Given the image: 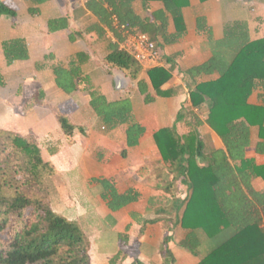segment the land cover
<instances>
[{"label": "crops", "instance_id": "0c3cea01", "mask_svg": "<svg viewBox=\"0 0 264 264\" xmlns=\"http://www.w3.org/2000/svg\"><path fill=\"white\" fill-rule=\"evenodd\" d=\"M88 1L0 0V5L14 12L13 16L0 14V132L32 138L46 151L47 162L54 166L56 174L63 172L67 176L68 186L73 183L70 177L77 174L83 177L82 184L106 178L113 181L120 193L136 191L138 200L118 211H110L98 191L105 208L103 217L116 225L117 215L127 210L132 223L158 225L162 236L154 255L156 263H163L161 242L168 225L175 221L170 207L176 198L184 197L187 186L176 183L170 190L165 188L168 172H174L177 164L162 159L153 135L161 128L175 125L183 137L196 128L197 139L203 145L202 153L193 156L199 167L208 165L211 153L224 149L222 139L206 122L207 102L196 107L190 99L196 84L216 80L219 74L191 77L187 71L208 63L216 55L229 62L235 52L228 33L244 35L248 41L264 38V0H132L133 12L150 30L132 29L146 33L156 43L162 55L158 67L170 73V78L160 86L165 92L162 95L156 94L152 87L147 75L150 68L136 63L140 73L132 80L128 71L105 62L114 49L122 50L124 34L115 28L111 18L105 21L90 9ZM178 6L180 19L173 13ZM103 7L107 13L111 11L107 4ZM13 39L24 42L27 58L7 63L3 43ZM56 66L65 71L61 79L69 91L56 84ZM140 81L146 84L153 101H145L139 90ZM92 92L108 102L128 99L134 119L144 127L138 144L128 147L125 156L120 151L126 125L113 130L106 128L90 106ZM247 102L264 107L261 81H256ZM60 105L67 108V117L75 126L71 136L64 134L58 122L56 107ZM180 113L183 116L177 120ZM263 144L259 126H251L245 157L257 166H264V152L257 151ZM190 155L182 156V164L187 163ZM85 160L91 168H85ZM250 183L256 192H264L262 178L253 177ZM73 189L79 191L82 187ZM151 207L157 208L151 211L153 216H147ZM261 227L264 228V219ZM186 233L180 223L173 229L176 246L171 250L174 259L171 264L200 261L199 256L178 245ZM205 251L202 249L201 254ZM149 255L140 254L139 259L150 264Z\"/></svg>", "mask_w": 264, "mask_h": 264}, {"label": "trees", "instance_id": "16d2710c", "mask_svg": "<svg viewBox=\"0 0 264 264\" xmlns=\"http://www.w3.org/2000/svg\"><path fill=\"white\" fill-rule=\"evenodd\" d=\"M131 1L89 0L88 7L105 21L116 15L131 28L149 31L133 12ZM104 4L110 7L109 13ZM173 13L180 19V6ZM0 14L13 16L14 12L2 4ZM227 37L235 52L229 62L216 55L208 63L187 71L191 77L219 74L216 80L196 84L191 89L190 99L196 107L207 102L206 122L222 139L224 149L211 153L208 165L199 167L193 156L202 153L203 145L197 139L196 128L183 137L175 125L161 128L153 135L162 159L177 164L174 172H168L165 188L170 190L176 183L187 186L184 197L176 198L170 207L175 221L168 225L161 242L160 251L165 258L162 264L174 261L173 229L179 223L187 233L178 245L199 256L197 264H264V228L261 227L264 192H256L250 183L253 177L264 181V166H257L245 157L251 126L258 125L260 138L264 139V107L247 102L257 80L264 86V38L248 41L246 36L233 33H228ZM3 51L7 63L27 58L25 44L19 39L5 41ZM105 62L128 71L132 80L139 76L140 66L123 50L114 49ZM54 72L56 84L69 91L61 79L65 71L56 66ZM147 75L156 94H165L160 86L170 78L169 71L155 67L150 68ZM139 90L146 102L153 101L143 81L139 82ZM90 106L106 128L113 130L126 125L121 155L125 156L128 147L138 144L144 127L134 119L128 99L108 102L92 92ZM66 109L64 105L56 107L57 119L64 134L71 136L75 126L68 119ZM182 116L178 114L177 120ZM10 144L27 159L32 181L37 182L38 173L44 169H48L49 174L55 172L53 166L44 161L41 148L32 138L12 134ZM257 151L264 152V144L258 146ZM188 153L191 155L184 165L182 156ZM233 162L239 164L233 165ZM92 181L98 185L99 195L110 211H118L138 200L136 191L120 193L109 179ZM89 249V239L77 221L55 212L41 198L22 193L5 195L0 186V264H91ZM202 249L206 250L204 254H201ZM127 264L146 263L134 257Z\"/></svg>", "mask_w": 264, "mask_h": 264}, {"label": "rangeland", "instance_id": "374dc122", "mask_svg": "<svg viewBox=\"0 0 264 264\" xmlns=\"http://www.w3.org/2000/svg\"><path fill=\"white\" fill-rule=\"evenodd\" d=\"M11 135L12 133L0 132V186L3 194L22 193L41 198L47 201L55 212L69 220L77 221L89 239L91 264H127L143 253L150 254V264H162L155 262L154 255L155 251L158 252L156 246L162 236V229L158 225L141 226L139 223H132L127 210L117 215L119 223L111 225L109 220L103 217L105 208L101 206L102 202L97 196L99 190L92 179L82 184L83 177L74 174L70 177L73 183L68 186L67 176L63 172L49 174L48 169H44L38 173L37 182L32 181L33 174L27 159L11 147ZM41 152L44 161H47L46 151ZM84 163L85 168H91L88 160ZM77 167L80 169V166ZM73 185L82 187V190L73 189L76 188ZM156 208L151 207L146 215L153 216L151 211ZM175 246L172 244L171 250Z\"/></svg>", "mask_w": 264, "mask_h": 264}, {"label": "built area", "instance_id": "2783aa9c", "mask_svg": "<svg viewBox=\"0 0 264 264\" xmlns=\"http://www.w3.org/2000/svg\"><path fill=\"white\" fill-rule=\"evenodd\" d=\"M115 28L124 34L121 49L128 53L143 68L161 65V52L156 43L144 32L136 31L121 23L116 15L111 16Z\"/></svg>", "mask_w": 264, "mask_h": 264}]
</instances>
